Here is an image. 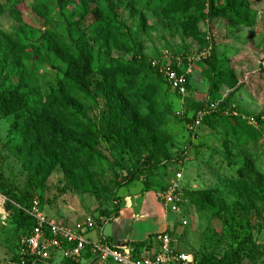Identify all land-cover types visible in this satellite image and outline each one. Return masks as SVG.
<instances>
[{
	"label": "rangeland",
	"instance_id": "1",
	"mask_svg": "<svg viewBox=\"0 0 264 264\" xmlns=\"http://www.w3.org/2000/svg\"><path fill=\"white\" fill-rule=\"evenodd\" d=\"M172 1L183 8L169 18L164 12ZM211 1L215 9L230 6L229 0H92L88 10L102 11L118 31L99 48L92 41L94 17L82 14L80 0L62 9L56 0H0V89L24 90L26 114L43 106L64 72L43 39L51 30L71 53L77 45L90 49L94 71L110 67L122 78L117 64L138 67L125 76L134 90H141L134 95L136 108L157 133L155 141L117 149L97 140L103 162L94 168L96 189L82 192L66 182L60 166L46 170L52 147L30 136L25 141L20 135L24 125L19 122L15 130L13 117L0 114V186L7 193L0 192V264L10 260L23 234L13 212L5 210L10 204L21 207L9 195L38 198L43 214L60 225L95 223L85 238L97 241V233L110 236L126 196H149L166 210L161 197L173 185L177 211H167L174 220L166 233L178 250L228 264H264V199L254 193L260 189L254 182H264V0H248L252 21L242 26L229 16L208 14ZM17 37L26 45L10 48ZM154 61L191 68L183 99L151 71ZM147 85L155 88L151 96L142 91ZM91 93L94 106L85 112V122L103 132L106 103L95 87ZM209 100L232 115L210 119L192 135L184 115L191 117Z\"/></svg>",
	"mask_w": 264,
	"mask_h": 264
},
{
	"label": "trees",
	"instance_id": "2",
	"mask_svg": "<svg viewBox=\"0 0 264 264\" xmlns=\"http://www.w3.org/2000/svg\"><path fill=\"white\" fill-rule=\"evenodd\" d=\"M72 0H56L58 8L62 9L67 3ZM83 5V15H91L94 17L90 28L95 34L92 41L95 45L102 48L106 44L108 35L118 31L105 22V16L102 11L88 10V3L92 0H80ZM230 6L227 8L215 9L214 3L211 1L208 6V14L213 16H229V19L237 25H247L252 18L247 9L248 0H229ZM183 4L179 1H172L167 3L165 7V16L169 18L174 17V13L180 11ZM43 18L47 17L48 10L43 7ZM1 12V6H0ZM191 20L186 23L189 24ZM99 22V23H98ZM43 39L47 41L48 50L51 53L54 61L61 64L64 68L56 86L50 88L47 93L46 102L41 108H36L30 114H26L28 106V95L20 88L15 89H0V114L4 117H13V129L18 130V123L23 124L21 137L27 141L30 136L31 140L36 142H44L48 147H52L53 154L49 159L50 163L46 170L50 171L56 166H60L65 173L66 182L82 192H92L96 189V182L94 180V168L103 162L101 155L96 150V141L104 139L112 143L114 149L119 145L123 146H138L144 143L145 140L154 141L157 133L150 128L152 124L147 115L140 113L137 109V102L134 101V95L141 90L133 89V84L130 79H127L125 74L131 69L140 71L138 67L133 64H117L122 71V78H116L113 74V69L110 67L93 69V54L92 51L84 46H78L74 53H71L65 43L59 41L57 36L48 30ZM10 48H18L26 45L17 37L9 43ZM35 53L38 55V52ZM42 59V58H41ZM135 65V64H134ZM151 71L160 78L166 85L158 72L149 65ZM172 68L177 70L176 64H172ZM178 71V70H177ZM2 68L0 69V79L2 78L4 85V76H2ZM97 75L93 82L91 77ZM220 76L219 82L222 83ZM28 79V78H27ZM190 76L188 77V81ZM92 87H95L98 93L104 98L106 103L107 117L101 116V123L103 132L88 126L85 122V112L94 105V96L92 95ZM168 88V87H167ZM189 91V85L187 86ZM143 93L151 96L155 93L153 86L147 85ZM215 100H209L214 102ZM205 104V105H206ZM205 105L197 107L191 117ZM226 110L224 107H219L218 112L211 113L202 123L200 127L206 124L210 119L216 117H224L222 114ZM222 116V117H221ZM230 116V115H229ZM184 115L186 123H190L192 118ZM199 127V128H200ZM150 128V129H149ZM100 163L99 165H97ZM36 168V167H35ZM135 178V172L129 177V182ZM256 189L254 192L258 197L264 199V182L258 179L254 182ZM250 190L252 188H249ZM0 192L7 196V193L0 186ZM8 200L21 205L8 204L10 211L13 212V220L20 228H23V234L29 232L34 227L33 220L25 213L29 208L31 202L35 199L28 193L23 196L9 195ZM38 200V198H36ZM39 201V200H38ZM9 202V201H8ZM40 203V201H39ZM246 203H249L246 202ZM6 204V203H5ZM169 235V234H168ZM170 236V235H169ZM153 240V238H150ZM149 241L132 245V253L140 256L141 251L149 248ZM191 254V253H189ZM196 264H228L227 262H220L211 258L198 259L194 254H191ZM89 255L84 256V260H88ZM6 264V263H5ZM68 264V263H67ZM73 264V263H71ZM84 264V263H80Z\"/></svg>",
	"mask_w": 264,
	"mask_h": 264
},
{
	"label": "built area",
	"instance_id": "3",
	"mask_svg": "<svg viewBox=\"0 0 264 264\" xmlns=\"http://www.w3.org/2000/svg\"><path fill=\"white\" fill-rule=\"evenodd\" d=\"M174 63L178 71L172 68L173 63L161 61L152 62L151 67L162 77L168 89L183 99L188 92L191 68ZM218 111V104L209 102L191 117V122L186 124L187 130L193 135L211 113ZM223 114L229 116L232 111L225 110ZM176 191L177 186L173 185L161 197L167 211H177ZM25 213L33 220L34 227L19 237L15 252L6 264H196L191 254L178 251L177 241L167 233L157 236L159 250L156 254L136 256L126 244H110L102 235L97 243L90 242L85 234L95 229L93 222L76 228L57 224L43 214L36 198ZM86 254L89 255L88 260H84Z\"/></svg>",
	"mask_w": 264,
	"mask_h": 264
},
{
	"label": "crops",
	"instance_id": "4",
	"mask_svg": "<svg viewBox=\"0 0 264 264\" xmlns=\"http://www.w3.org/2000/svg\"><path fill=\"white\" fill-rule=\"evenodd\" d=\"M191 80L190 77L188 81L189 86L191 85ZM130 191H135V189L130 188ZM125 202L124 208L119 211V217L113 219L116 224L111 227L110 236L104 237L103 232H100L99 234L97 233V241L88 240L97 243L99 236L102 235L110 244H126L129 248H132L134 244L149 241V248L142 250L140 255L152 256L156 254L159 250L157 236L166 233L170 229L174 220L173 216L167 210H164L161 204L154 201L153 198H149V196H126ZM105 224H103V227ZM100 229L103 230L102 227ZM150 238H153V240H150Z\"/></svg>",
	"mask_w": 264,
	"mask_h": 264
},
{
	"label": "water",
	"instance_id": "5",
	"mask_svg": "<svg viewBox=\"0 0 264 264\" xmlns=\"http://www.w3.org/2000/svg\"><path fill=\"white\" fill-rule=\"evenodd\" d=\"M5 210H6V211H9V207H8V206H5Z\"/></svg>",
	"mask_w": 264,
	"mask_h": 264
}]
</instances>
